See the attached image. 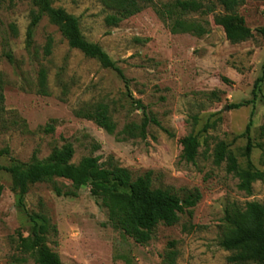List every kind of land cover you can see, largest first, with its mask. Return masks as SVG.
Returning <instances> with one entry per match:
<instances>
[{"label":"rangeland","instance_id":"374dc122","mask_svg":"<svg viewBox=\"0 0 264 264\" xmlns=\"http://www.w3.org/2000/svg\"><path fill=\"white\" fill-rule=\"evenodd\" d=\"M178 1L214 6L215 12L183 14L172 7ZM238 1L236 12L254 35L232 42L221 26L226 10L217 0H153L115 27L106 24L110 11L102 0H52L54 8L80 20L85 39L102 47L124 72L125 82L114 70L72 49L46 14L28 47L32 18L41 13L37 0H1L0 78L7 124L0 121V150L9 148L11 156L0 158V166L46 160L70 144L74 166L92 157L99 158L101 167L128 169L135 179L152 172L154 189L183 199L199 193L201 200L180 215L178 224L158 226L152 240L140 245L126 234L127 189L105 203L92 185L77 187L55 179L31 186L23 210L11 175L0 170V264H38L22 248L25 241H34L32 219L49 227L45 245L63 264H230L232 252L221 246L228 213L251 202L264 206V181L254 182L250 193L239 188L240 175L248 170V139L242 135L250 121V161L264 171V148H259L264 147V82L254 94L264 72V36L255 32L264 27V0ZM50 39L52 54L46 57ZM42 69L47 71L49 97L38 94ZM87 104L107 105L117 133L141 125L147 115L161 127L151 125L146 139L121 142L74 115ZM14 120L21 123L13 125ZM50 125L53 133L46 132ZM195 141L197 153L189 161ZM220 143L228 151L217 164ZM233 165L236 170L230 172ZM88 181H93V172Z\"/></svg>","mask_w":264,"mask_h":264},{"label":"trees","instance_id":"16d2710c","mask_svg":"<svg viewBox=\"0 0 264 264\" xmlns=\"http://www.w3.org/2000/svg\"><path fill=\"white\" fill-rule=\"evenodd\" d=\"M1 2V0H0ZM226 10V16L221 17V26L224 27L227 37L232 42H239L252 38L254 33L245 26L244 20L236 12L239 5L238 0H217ZM103 5L110 11L106 18V24L115 27L124 21L140 14L146 6L153 3V0H102ZM41 13L34 15L27 32L28 47L31 46L34 37V30L40 23L43 15H48L51 21L60 28L64 38L68 41L72 49H77L86 57L97 60L105 69L114 70L126 82L124 72L116 65L111 57L98 44L88 42L82 34L80 20L68 14L64 9H56L52 5V0H37ZM173 8L181 13L200 12L203 15H210L215 12L214 6L204 7L197 1H178ZM173 11L168 10V14ZM264 36V27L255 31ZM53 42L50 39L44 49L46 57L51 56ZM7 58L13 62L11 54ZM264 82L263 76L258 79L256 89ZM4 81L0 78V121L7 124L5 115L7 111L4 107ZM38 94L49 97L51 93L48 88L47 71L42 69L39 74ZM249 103L236 105L234 108H242ZM78 118L95 123L99 128L105 130L110 135L119 137V141L127 139H146L147 129L151 125L161 127L157 118L147 115L141 125H130L122 133H117V124L113 120L109 107L105 104H87L74 111ZM21 122L14 120L13 125ZM252 121L248 124L242 137L248 139L247 155L248 170L240 175L241 183L239 188L246 192H251L254 182L264 181V171L255 169L250 161L254 144L251 140ZM55 128L50 125L46 132L53 133ZM261 135L264 138V124L261 127ZM124 136V137H120ZM198 143L195 141L188 153V160L194 161L197 153ZM263 149V145H259ZM228 145L220 143L216 150V162H224ZM74 148L68 144L61 149H56L51 157L46 160H38L30 164L15 163L11 166H0V170L11 175L13 180V191L18 197L19 208L25 210V198L31 186L38 183H53L55 179H65L74 183L77 187L94 186L100 190V195L108 203L113 194H119L123 190L129 191V200L124 209V223L127 225L126 234L134 239L137 244L147 245L153 238V233L160 225L175 226L186 210L197 206L201 200L199 193L187 195L184 199L167 189H154L152 185V172L144 176L133 178L132 173L125 168L112 166L104 168L99 166V158L88 157L83 159L80 166H74L71 161L74 157ZM11 156L9 148L0 150V158ZM236 170V166L229 167V171ZM93 172V181H88L89 175ZM59 195L62 194L56 188ZM4 192V187L0 184V201ZM74 195L68 193L70 196ZM33 220L32 236L33 242L25 241L22 245L25 252H31L38 264H63L58 254L51 252L45 245L46 233L49 227L43 222ZM229 226L227 235L223 239L221 246L232 252L229 258L230 264H264V206L257 202L247 203L245 209L238 207L227 215Z\"/></svg>","mask_w":264,"mask_h":264}]
</instances>
